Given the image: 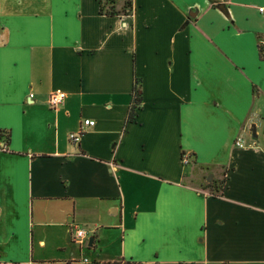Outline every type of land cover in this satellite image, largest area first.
Masks as SVG:
<instances>
[{"label":"crops","instance_id":"1","mask_svg":"<svg viewBox=\"0 0 264 264\" xmlns=\"http://www.w3.org/2000/svg\"><path fill=\"white\" fill-rule=\"evenodd\" d=\"M262 40L264 0H0V264H264Z\"/></svg>","mask_w":264,"mask_h":264},{"label":"built area","instance_id":"2","mask_svg":"<svg viewBox=\"0 0 264 264\" xmlns=\"http://www.w3.org/2000/svg\"><path fill=\"white\" fill-rule=\"evenodd\" d=\"M260 11L263 10L262 7L258 8ZM31 94H29L30 96ZM64 98V92L59 91V90H55V91H51L48 96H47V104L49 107L51 108H56L58 105H60L63 101ZM82 124L83 125H93L94 121L92 119H88L85 118L82 120ZM79 137V132L77 133H73L70 132L68 133V138L71 142L75 143L78 140ZM234 144L236 146H242V140H240L239 138H236L234 140ZM189 161V156L186 154H182L181 155V162L182 163H187ZM71 239L72 241H74L75 243H77V245L79 247H84L87 246V231L81 227H77L76 225L73 227V233L71 234ZM85 260V259H84Z\"/></svg>","mask_w":264,"mask_h":264},{"label":"trees","instance_id":"3","mask_svg":"<svg viewBox=\"0 0 264 264\" xmlns=\"http://www.w3.org/2000/svg\"><path fill=\"white\" fill-rule=\"evenodd\" d=\"M110 7H108L107 10H105L104 12H110ZM257 50H258V54L259 56L264 59V41L262 40L261 43L259 42L257 45ZM139 89L134 86L133 87V99H132V105L127 113V120H130L132 118L133 115V110L134 108H136L137 104L139 103Z\"/></svg>","mask_w":264,"mask_h":264},{"label":"water","instance_id":"4","mask_svg":"<svg viewBox=\"0 0 264 264\" xmlns=\"http://www.w3.org/2000/svg\"><path fill=\"white\" fill-rule=\"evenodd\" d=\"M219 7L222 6V4L218 5ZM250 132H251V136L252 138H255L256 137V134H255V125L254 124H251L250 125ZM210 176V175H209ZM209 178V177H208ZM92 239L93 237L92 236H88V239H87V246H91V243H92Z\"/></svg>","mask_w":264,"mask_h":264},{"label":"rangeland","instance_id":"5","mask_svg":"<svg viewBox=\"0 0 264 264\" xmlns=\"http://www.w3.org/2000/svg\"><path fill=\"white\" fill-rule=\"evenodd\" d=\"M239 139L243 140V138L241 136L238 137ZM90 234L87 232V236H89ZM83 251L86 253H88L89 256H92L91 252H89V250L87 249L86 246H84L83 248ZM94 257V256H93Z\"/></svg>","mask_w":264,"mask_h":264}]
</instances>
